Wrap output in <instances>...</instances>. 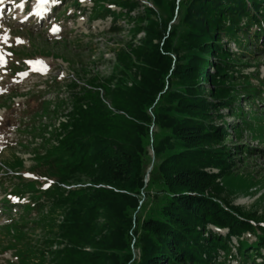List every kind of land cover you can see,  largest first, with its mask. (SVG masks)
Masks as SVG:
<instances>
[{
	"label": "trees",
	"instance_id": "trees-1",
	"mask_svg": "<svg viewBox=\"0 0 264 264\" xmlns=\"http://www.w3.org/2000/svg\"><path fill=\"white\" fill-rule=\"evenodd\" d=\"M88 1L102 8L95 17L110 18V32L123 19L131 37L142 36L114 49L117 64L107 76L69 83L54 146L28 172L42 189L13 186L18 197L39 192L59 211L61 220L45 225L52 236L43 239L47 264H264V215L218 195L233 156L217 113L239 117L231 127L239 140L248 122L232 109L237 97L261 102L264 78L247 86L226 43L264 46V0H147L131 17L135 0ZM250 113L251 120L259 116ZM35 198L29 201L39 211ZM247 233L254 242L242 240ZM23 256L17 253V263Z\"/></svg>",
	"mask_w": 264,
	"mask_h": 264
},
{
	"label": "rangeland",
	"instance_id": "rangeland-1",
	"mask_svg": "<svg viewBox=\"0 0 264 264\" xmlns=\"http://www.w3.org/2000/svg\"><path fill=\"white\" fill-rule=\"evenodd\" d=\"M135 1L136 8L127 12L130 17L142 14V6H149L147 0ZM108 3L106 7L118 11V8ZM93 8L88 0H45L40 7L33 0H2L0 264H19L18 252L24 255L20 264H47L48 254H44L43 239L52 236L46 232L45 225L51 222L57 224L61 220L59 211L46 203V198L39 197V192L33 196L26 191L18 197L13 193V186L22 183L31 185L34 190L42 189V184L30 183L35 180L28 172L30 168L38 166L39 156L49 146H54L53 129L63 120L67 110L68 98L65 96L68 94L69 83L82 85L93 75L107 76L117 64L113 56L114 49L124 48L128 42L134 44L142 36L141 32H137L131 37L127 30L129 22L121 21L123 19L114 20L117 31L110 32L108 27L113 24L110 18L95 17L102 8ZM165 8L163 1L162 6L155 9L159 16H163ZM175 19L170 23L177 22L178 16ZM236 35L239 41L241 37ZM223 41L221 38L220 42ZM226 44L239 59L235 68L246 78V85L254 88L255 76L257 79L264 78V46L253 43L252 46L240 45L238 48L231 42ZM235 75H232L233 79ZM246 90L250 91V88ZM242 96L243 93L237 97L236 107L232 108L247 114V130L240 132L239 140L233 139L231 129L237 125L239 117L227 110L217 112L227 125L222 143L233 156L229 165L231 176L218 180L219 185L224 187L218 195L219 198L227 199L229 205L255 212L263 218L264 91L259 105L248 104ZM250 112L260 117L251 120ZM215 122L219 123L217 117L213 119ZM152 131L156 132L154 128ZM234 146L239 149L235 150ZM242 147L245 151L240 152ZM147 153L149 155L148 148ZM21 178L24 181L21 182ZM30 197H36L42 203L39 211L32 207ZM139 216L144 217V213ZM16 231L23 236L16 237ZM212 231L221 235L224 233L221 229L219 232L215 229ZM241 238L250 243L255 240L249 233L243 234ZM231 242L235 244V240ZM39 248L41 254L36 252ZM230 253L233 254L232 249ZM259 253L264 256L263 249ZM228 264L235 262L230 260Z\"/></svg>",
	"mask_w": 264,
	"mask_h": 264
},
{
	"label": "water",
	"instance_id": "water-1",
	"mask_svg": "<svg viewBox=\"0 0 264 264\" xmlns=\"http://www.w3.org/2000/svg\"><path fill=\"white\" fill-rule=\"evenodd\" d=\"M149 157H150V160H151V159H152V155H151V151H150V150H149ZM148 168H149V167H147V170H148ZM147 170H146V172H147ZM146 177H147V176L144 177L143 182L146 181Z\"/></svg>",
	"mask_w": 264,
	"mask_h": 264
},
{
	"label": "bare ground",
	"instance_id": "bare-ground-1",
	"mask_svg": "<svg viewBox=\"0 0 264 264\" xmlns=\"http://www.w3.org/2000/svg\"><path fill=\"white\" fill-rule=\"evenodd\" d=\"M44 1H45V0H42V2L40 3L41 5H36V6H37V7L42 6V4H44Z\"/></svg>",
	"mask_w": 264,
	"mask_h": 264
}]
</instances>
